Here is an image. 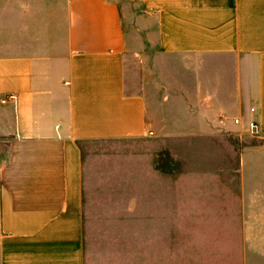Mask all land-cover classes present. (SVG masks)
Returning <instances> with one entry per match:
<instances>
[{
  "label": "crops",
  "instance_id": "1",
  "mask_svg": "<svg viewBox=\"0 0 264 264\" xmlns=\"http://www.w3.org/2000/svg\"><path fill=\"white\" fill-rule=\"evenodd\" d=\"M148 134L162 222L264 264V0H0V264H86L83 143Z\"/></svg>",
  "mask_w": 264,
  "mask_h": 264
},
{
  "label": "rangeland",
  "instance_id": "2",
  "mask_svg": "<svg viewBox=\"0 0 264 264\" xmlns=\"http://www.w3.org/2000/svg\"><path fill=\"white\" fill-rule=\"evenodd\" d=\"M146 61L137 58L134 71L127 73L134 90L142 91L147 79L152 84L159 79L153 62ZM150 92L159 99L163 88ZM163 145L152 134L147 140L83 143L86 264H239L240 251L229 250L227 219L180 223L159 218L168 210L160 207L162 187L171 182L161 171ZM187 154L191 166L194 157ZM216 229L221 235L213 238ZM219 238L227 245H210Z\"/></svg>",
  "mask_w": 264,
  "mask_h": 264
},
{
  "label": "built area",
  "instance_id": "3",
  "mask_svg": "<svg viewBox=\"0 0 264 264\" xmlns=\"http://www.w3.org/2000/svg\"><path fill=\"white\" fill-rule=\"evenodd\" d=\"M251 110L254 111L255 108L252 107ZM236 121L239 122V119H236ZM250 130H251V131H256V130H257V122H256V120H253V121L251 122V124H250Z\"/></svg>",
  "mask_w": 264,
  "mask_h": 264
}]
</instances>
